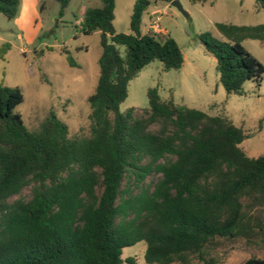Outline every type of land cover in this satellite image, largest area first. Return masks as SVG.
Segmentation results:
<instances>
[{
	"label": "trees",
	"instance_id": "1",
	"mask_svg": "<svg viewBox=\"0 0 264 264\" xmlns=\"http://www.w3.org/2000/svg\"><path fill=\"white\" fill-rule=\"evenodd\" d=\"M56 1L61 16L70 0ZM100 1L85 10L81 26L100 32L102 48L87 99L88 135L69 136L53 113L28 130L14 111L21 90L0 85V264H121V249L139 240L147 263L188 264L264 206V153L247 156L239 144L249 135L227 116L164 100L156 88H148L149 106L139 116L133 107L119 109L129 80L149 62L165 69L183 63L173 38L140 27L151 1L172 0H135L130 33L113 28L114 0ZM255 4L264 11V0ZM19 5L0 0V13L13 19ZM199 40L228 94H240L247 79L260 85L264 65L240 42L208 32ZM25 187L29 198L10 200Z\"/></svg>",
	"mask_w": 264,
	"mask_h": 264
},
{
	"label": "rangeland",
	"instance_id": "2",
	"mask_svg": "<svg viewBox=\"0 0 264 264\" xmlns=\"http://www.w3.org/2000/svg\"><path fill=\"white\" fill-rule=\"evenodd\" d=\"M178 1L187 16L170 2L151 1L140 27L159 39L173 38L183 53L181 67L165 69L159 60L149 62L129 80L120 111L133 107L139 116V109L149 106L148 88H156L164 100L227 116L249 135L239 144L244 153L259 156L264 153V78L260 85L247 79L240 94H228L218 80L216 60L199 35L208 32L229 43L238 41L264 65V11L255 0ZM134 3L114 0L115 32H131ZM100 5V0H70L60 16L56 0H20L13 19L0 13V85L21 90L23 100L14 111L28 130H38L53 113L67 125L69 136L89 134L87 99L95 91L102 48L99 31L82 32V10ZM23 21L30 23V29L21 28ZM154 23L159 27L156 32L151 30ZM117 48L124 55L125 46ZM18 196L29 198L30 188L10 200ZM145 250L144 240L123 247L121 264H150ZM202 255L192 256L188 264H237L249 257L264 258V206L246 214L235 236L214 240Z\"/></svg>",
	"mask_w": 264,
	"mask_h": 264
},
{
	"label": "water",
	"instance_id": "3",
	"mask_svg": "<svg viewBox=\"0 0 264 264\" xmlns=\"http://www.w3.org/2000/svg\"><path fill=\"white\" fill-rule=\"evenodd\" d=\"M170 4L172 6H175L176 8H178L182 13H184V15L187 16V13L185 11H183V9H182V7H181V5H180L178 0H172V1H170Z\"/></svg>",
	"mask_w": 264,
	"mask_h": 264
},
{
	"label": "crops",
	"instance_id": "4",
	"mask_svg": "<svg viewBox=\"0 0 264 264\" xmlns=\"http://www.w3.org/2000/svg\"><path fill=\"white\" fill-rule=\"evenodd\" d=\"M84 12H85V10H82V13H84ZM20 26H21V28L25 29V31L30 29V23L27 21H23V23H21ZM35 33H36V30H35ZM19 37H20V35H19Z\"/></svg>",
	"mask_w": 264,
	"mask_h": 264
},
{
	"label": "built area",
	"instance_id": "5",
	"mask_svg": "<svg viewBox=\"0 0 264 264\" xmlns=\"http://www.w3.org/2000/svg\"><path fill=\"white\" fill-rule=\"evenodd\" d=\"M157 28H159V27H158V24L154 23V25L151 27V30H152L153 32H156V31H157Z\"/></svg>",
	"mask_w": 264,
	"mask_h": 264
}]
</instances>
